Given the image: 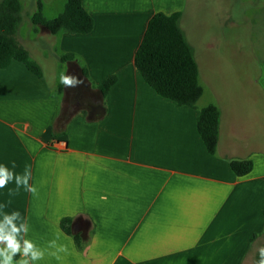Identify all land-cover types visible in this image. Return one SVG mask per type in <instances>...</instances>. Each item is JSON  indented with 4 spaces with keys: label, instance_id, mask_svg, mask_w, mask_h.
Masks as SVG:
<instances>
[{
    "label": "crops",
    "instance_id": "0c3cea01",
    "mask_svg": "<svg viewBox=\"0 0 264 264\" xmlns=\"http://www.w3.org/2000/svg\"><path fill=\"white\" fill-rule=\"evenodd\" d=\"M207 1L83 0L93 32L53 35L56 63L84 81L76 88L18 61L0 69V164L15 161L18 173L31 165L29 183L38 189L10 197L9 184L0 204L11 200L4 210L19 211L27 238L46 249L38 264H256L264 246V0H228L220 16ZM160 12L181 14L203 88L195 108L160 97L136 68L148 23ZM204 12L248 29L258 73L249 104H231L202 84L198 50L213 46L199 21ZM20 43L44 68L45 59ZM64 54L75 59L61 63ZM111 76L118 81L103 96L99 86ZM209 106L220 111L214 154L197 128ZM237 160L252 161V172L238 177ZM66 217L74 218L81 248L61 228ZM57 238L68 249L59 260L47 249Z\"/></svg>",
    "mask_w": 264,
    "mask_h": 264
},
{
    "label": "trees",
    "instance_id": "16d2710c",
    "mask_svg": "<svg viewBox=\"0 0 264 264\" xmlns=\"http://www.w3.org/2000/svg\"><path fill=\"white\" fill-rule=\"evenodd\" d=\"M180 20V13L155 14L150 19L136 52L135 65L144 81L160 97L180 107L195 108L203 95V88L199 81L198 64L180 27ZM31 21L33 25L42 27L52 35L61 32L87 35L92 33L95 27L94 18L85 9L83 0H67L63 12L53 19L44 17L42 5L39 3L38 12L33 15ZM21 24L20 0H3L0 3V69H6L13 61H18L38 77H43L42 68L17 38ZM74 59L73 54H64L60 57V62H72ZM117 81V76H111L99 86L103 96H107ZM197 128L207 151L214 154L220 129L219 109L216 106L203 109L198 117ZM253 166L250 160L231 162V168L238 177L249 175ZM73 224L74 218L66 217L61 221V228L65 234L72 236L76 245L81 248L82 238L74 232ZM256 237L255 234L252 240Z\"/></svg>",
    "mask_w": 264,
    "mask_h": 264
},
{
    "label": "rangeland",
    "instance_id": "374dc122",
    "mask_svg": "<svg viewBox=\"0 0 264 264\" xmlns=\"http://www.w3.org/2000/svg\"><path fill=\"white\" fill-rule=\"evenodd\" d=\"M229 1L233 3L235 0ZM229 1L210 0L209 5L214 6L215 12L218 10L217 16H220L221 12L226 10L225 6ZM2 2L3 0H0V3ZM20 2L22 24L17 38L21 42H27L34 57L45 59L42 71L46 78L53 84L62 72L74 74V69L67 70V67L62 69V65L56 63L53 52L57 47H55L53 35L42 27L33 25L31 21L33 15L38 12L39 3L42 5L44 17L53 19L63 12L67 0H20ZM208 3L209 1L206 0L205 6H208ZM205 15L204 12L199 21H206L201 26L208 24L204 38L207 40L212 37L213 46L210 48L200 46L198 50L202 84L205 87L215 88L221 94V99L229 98L231 104L239 106L249 104L252 83L258 73L251 57L248 29L244 24L241 26L217 24V17L210 14L208 19ZM259 105L264 113L262 100L259 101Z\"/></svg>",
    "mask_w": 264,
    "mask_h": 264
},
{
    "label": "clouds",
    "instance_id": "9594fccd",
    "mask_svg": "<svg viewBox=\"0 0 264 264\" xmlns=\"http://www.w3.org/2000/svg\"><path fill=\"white\" fill-rule=\"evenodd\" d=\"M60 84L65 89L76 88L83 85L82 78L73 74H60ZM11 167L0 164V189L7 188L9 184L15 185L10 188L8 195L14 197L20 190L30 193L32 196L38 195V189L30 184L32 178L31 165L25 164L22 173L15 171L17 165L11 161ZM11 200L0 204V264H38L43 260L46 249L39 247L32 239L27 238L29 225L19 211H5ZM57 239L48 242V255L54 256L57 260L61 259L60 253L67 254L68 249L65 245L58 244ZM259 259L256 264H264V246L257 249ZM19 257V259H17Z\"/></svg>",
    "mask_w": 264,
    "mask_h": 264
},
{
    "label": "water",
    "instance_id": "95a60500",
    "mask_svg": "<svg viewBox=\"0 0 264 264\" xmlns=\"http://www.w3.org/2000/svg\"><path fill=\"white\" fill-rule=\"evenodd\" d=\"M95 111H98V112L101 111V112L104 114V109H103V108H95ZM101 112H100V113H101Z\"/></svg>",
    "mask_w": 264,
    "mask_h": 264
}]
</instances>
